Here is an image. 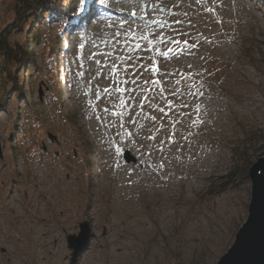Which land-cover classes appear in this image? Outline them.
Returning a JSON list of instances; mask_svg holds the SVG:
<instances>
[{
    "label": "rangeland",
    "instance_id": "rangeland-1",
    "mask_svg": "<svg viewBox=\"0 0 264 264\" xmlns=\"http://www.w3.org/2000/svg\"><path fill=\"white\" fill-rule=\"evenodd\" d=\"M22 1L0 0V33ZM60 1L58 14L44 4L9 36L35 48L31 66L15 71L22 91L14 93L0 56V264H71L67 238L85 221L92 235L76 264H217L249 216L250 167L264 155V0H128L140 13L163 3L165 17L151 12L155 32L101 17L126 0ZM91 9L97 14L75 28ZM92 31L108 42L125 33L134 68L125 76L129 86L136 78L137 95L91 105L86 88L72 87L79 56L86 79L104 83L111 71L89 55ZM138 144L150 152L140 150L150 162L143 170ZM197 172L203 186L190 191ZM131 213L145 220L142 234Z\"/></svg>",
    "mask_w": 264,
    "mask_h": 264
},
{
    "label": "bare ground",
    "instance_id": "bare-ground-1",
    "mask_svg": "<svg viewBox=\"0 0 264 264\" xmlns=\"http://www.w3.org/2000/svg\"><path fill=\"white\" fill-rule=\"evenodd\" d=\"M127 1L128 0H126L125 2L124 1L123 2L122 1H116L118 4H121L120 6H113V5L107 6L106 11H109V12L102 14L101 17L108 18L110 20H114V21L118 22L119 26L123 29H124V27H128L127 28L128 32L129 31L130 32H136L138 26L143 28L144 31L155 32L156 28L158 27V22L156 20L157 16L155 17V15H151V12H154L156 10H160V11L162 10L163 13L159 14V16H161V17L166 16L167 10L165 9V7L161 1H158L155 3L152 1H149L148 4L144 3L143 4V10H144L143 13H140V11L137 10V6H135L136 4L132 5L131 3H128ZM249 1H252V0H249ZM240 2L242 5L245 2V0H240ZM123 4H125V5H123ZM126 5L128 6L127 8L124 7ZM246 7H248V6H246ZM148 9L150 11H148ZM84 12H85L84 15L80 17V22L73 21V24L74 23L78 24L76 26L74 25L75 28H78L80 26V24H85V21L87 19L90 20V15L95 16L97 14V12H94V10H92V9L88 12H86V11H84ZM92 33H94V34H93V36L91 38V42H90L91 53L89 55H90L91 59H94L95 62L98 61V56H102V62L100 65H104L105 63L108 62L109 66L111 67V71L109 73L104 74V79L106 81L108 80V82H106L105 80H104V83L96 82V80H94V77H92V75L88 76L86 79L84 77V70L86 69L87 72H89L90 70L88 69V66L85 63L84 57L79 56L81 68L79 70L75 71L76 77L78 78V82L72 83V87L74 89H78V90L86 88L85 95H84L83 99H85L91 105H94V103H103V102L107 101L109 99L108 97L114 95L115 92H117L119 94V96H120L119 98H121V97L131 98L130 97L131 95H133V94L137 95V93H139V90L138 89L135 90V86H133V85H135L136 78L135 79L131 78V86H129L128 80L125 76L126 71L128 69L131 70L130 76H134V75H132V72L134 69L133 65H131L130 63L129 64L126 63L127 56H128L127 53L130 51V48L126 47L125 43L123 42L125 33H122V32L116 33L114 38L110 39L111 43L108 42V40L106 39V36H104L103 33L93 32V31H92ZM117 38H120L122 40V41L117 42V43H120V45H121L120 50L118 49L117 46H115V43H113V42H116ZM136 49L140 50L139 44L136 45ZM108 56L111 57L112 62L109 61ZM119 60L121 61L122 67H120L117 64V62ZM111 81L116 82V83L121 82L122 85L120 86V88L114 89L111 86V83H110ZM126 82H127L128 88L124 87ZM73 97L74 98L77 97V94H75ZM137 124H138V120L134 116H131L130 125L137 126ZM132 128L134 130L133 132L135 133L136 130L134 129V126ZM151 138H152V135L150 134V136L148 137L147 140L150 141ZM129 141H130V143H134V141H132L131 139H129ZM135 148H136L135 153L137 154L136 163H137V165H139L141 167L140 169L143 170L145 166H149L150 162L147 158L144 159V157H142L139 154L140 150L144 151L143 153H145V157H148L150 152L147 149H145L146 147H143V146L140 147L139 144L136 145ZM165 149H167V146L161 145V148L159 149V151L164 152ZM164 156H165V154H164ZM204 165H206V162ZM215 166H216L215 161H213L212 165L206 166V171H208V173L212 172L211 169H214ZM130 170H131V168H129L127 170V173H129ZM150 173L152 175L153 169L150 170ZM175 173H176L175 169H173V170L169 171L167 177H170V176L173 177V176H175ZM198 174L199 173L197 172V173H195V176L189 178L190 180L188 181L189 182L188 183V189L190 191L193 190L194 186L197 189H200L203 186L201 180H205V179H204V177L198 176ZM148 177L149 176L145 174V176H144L145 182L148 180L147 179ZM193 180L196 182L195 185L192 184ZM124 182L127 184V182L125 180H124ZM124 191H125V194L128 195V193L130 191L134 192V189H130L129 187H126L124 189ZM117 193L119 194V197L121 198L122 194H123L122 190L119 189ZM188 196L190 197V195H188ZM156 214L158 215L157 211H156ZM135 216L136 217L133 216V213H131L129 215V218L131 219V217H132V219H133L132 226H133V228H135L134 232L142 234L143 230H144L143 226L145 225V220L140 219L139 216H141V213H138ZM122 222L125 225L123 220H122ZM160 223H163V220H160ZM146 228H148V230H150L148 224H146ZM134 236H135V234L132 236L131 240H129V245H131V246L133 244H136V242H137V239H135ZM119 247H120V245H119ZM126 254H128V253H126ZM123 256H124L123 253H121V252L118 253V258L121 259Z\"/></svg>",
    "mask_w": 264,
    "mask_h": 264
},
{
    "label": "water",
    "instance_id": "water-1",
    "mask_svg": "<svg viewBox=\"0 0 264 264\" xmlns=\"http://www.w3.org/2000/svg\"><path fill=\"white\" fill-rule=\"evenodd\" d=\"M249 178L252 180L249 216L231 249L217 264H264V155L250 167ZM80 230L78 235L67 238L73 253L71 264H76L85 253L92 235L89 221L81 223Z\"/></svg>",
    "mask_w": 264,
    "mask_h": 264
},
{
    "label": "trees",
    "instance_id": "trees-1",
    "mask_svg": "<svg viewBox=\"0 0 264 264\" xmlns=\"http://www.w3.org/2000/svg\"><path fill=\"white\" fill-rule=\"evenodd\" d=\"M50 3L49 9L52 10L53 14H58V8L61 9L62 2L60 0L56 3L47 2V0H24L18 3L16 7V19L14 23L10 24L0 33V56L4 59V67L7 73V81L12 84L14 93L22 91L24 89L22 80H19L15 71L17 68L27 69L31 66V63L35 61L34 50L30 40H26L24 43L11 44L9 42V36L15 31H21L23 22L31 14H35L36 11H41L47 4ZM46 4V5H44ZM57 16V15H55ZM35 33V30L31 33ZM14 69V70H13Z\"/></svg>",
    "mask_w": 264,
    "mask_h": 264
}]
</instances>
